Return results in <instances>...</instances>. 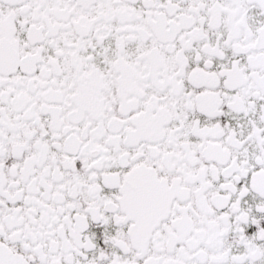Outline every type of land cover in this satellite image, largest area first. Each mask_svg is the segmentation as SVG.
<instances>
[{
  "label": "snow or ice",
  "instance_id": "obj_1",
  "mask_svg": "<svg viewBox=\"0 0 264 264\" xmlns=\"http://www.w3.org/2000/svg\"><path fill=\"white\" fill-rule=\"evenodd\" d=\"M0 264H264V0H0Z\"/></svg>",
  "mask_w": 264,
  "mask_h": 264
}]
</instances>
